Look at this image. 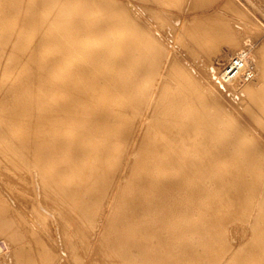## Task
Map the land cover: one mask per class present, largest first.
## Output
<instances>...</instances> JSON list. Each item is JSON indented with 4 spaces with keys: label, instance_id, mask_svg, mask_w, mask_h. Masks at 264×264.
Segmentation results:
<instances>
[{
    "label": "bare ground",
    "instance_id": "6f19581e",
    "mask_svg": "<svg viewBox=\"0 0 264 264\" xmlns=\"http://www.w3.org/2000/svg\"><path fill=\"white\" fill-rule=\"evenodd\" d=\"M34 16L37 21L27 25ZM7 21L13 26L7 58L18 47V32H28L23 46L29 52L22 62L43 75L46 56L64 57L62 44L79 40L77 52L66 53V60L75 65L87 52L90 64L109 72L110 84L118 87L116 99H128L132 107L120 116L108 112L112 137L93 147L109 148L112 156L90 171L91 184L65 155L78 154L81 130L88 128L74 125L61 136L56 120L36 102L43 90L28 82L21 104L0 112V264H264V39L255 50L253 70L246 46L253 25L246 10L233 0H0V36L9 34ZM40 33L56 35L57 44L42 48ZM102 41L106 46L100 50L109 49L114 61L99 52ZM4 46L0 42V51ZM36 47L42 48L39 55L30 51ZM228 56L223 64L215 62ZM201 58L206 64L197 67V76L189 66ZM0 77L2 97L4 81L12 77L7 79L5 67ZM61 95L58 89L51 96ZM244 112L259 115L256 135L235 124L234 116ZM185 122L197 139L214 131L220 142L213 139L192 158L182 155L196 138L176 143L184 149L177 156L188 181L185 186L180 178L165 190L159 182L173 154L160 150V128L171 132ZM133 128H145L134 149L142 160L131 161L123 180L113 184L116 173L110 167L121 165L134 145L133 137H124ZM213 184L217 188L211 190ZM183 186L185 191L177 193ZM216 196L235 209L229 216L216 215L218 234L207 226L198 231L202 207ZM252 198L259 203L253 224L248 232L238 230L240 242L234 243L230 223L241 221ZM193 203L202 205L195 213ZM51 225L57 226L55 233ZM188 226L189 237L171 232ZM199 233L204 241L196 249L186 239Z\"/></svg>",
    "mask_w": 264,
    "mask_h": 264
},
{
    "label": "rangeland",
    "instance_id": "374dc122",
    "mask_svg": "<svg viewBox=\"0 0 264 264\" xmlns=\"http://www.w3.org/2000/svg\"><path fill=\"white\" fill-rule=\"evenodd\" d=\"M220 1V0H219ZM221 1H227V0H221ZM234 4L237 5L238 8L246 10L249 13L250 16V23L252 24L251 29H249L250 34H248V39L246 42V46L250 53V60L252 62L253 70L256 69L255 67V50L260 45L261 41L264 39V0H233ZM224 12V10H223ZM230 14V13H229ZM12 17V16H11ZM37 21V18L34 16L30 18V20L27 21V25H33ZM87 23V21H86ZM2 22H0L1 26ZM7 25L10 26L8 32L9 34H4L0 36V42H3L4 50L0 51V67L6 68L7 71V79L12 77L10 80L4 81V86H2L3 95L0 97V112H9L12 107L15 108L19 106L22 102V96L24 95L25 86L28 84V82L33 83V85L36 88H39L45 92V95H38L35 99L37 100V104L40 108V111L43 112V110L47 111V114L49 117L56 120V125L54 128H58L59 134L61 136H64L67 134L68 128H72L74 125H77V128H88L86 131L81 130V135H83V140L78 145V154L75 155V151H69L66 152V156H71L72 161H70V164L73 165H80L78 168L83 170V173L85 172L86 177V184H91V173L93 168H96L99 163H109L111 159V152L109 148L107 150H95L93 146L96 144V142H102L107 143V140L112 137V125L109 121V114L108 112L111 111V109L115 110L114 112L120 116L123 112V110H131L132 102L130 100H121L116 99L117 95L119 94L118 87L110 84V74L106 71H102L99 69L97 65L90 64V55L84 53L82 55V58L80 60L75 61V65L72 64V62L66 60L67 57L65 56L66 53L73 54L77 52V48L80 45V41H74L69 42L67 39L65 43L62 44V47H64V51L66 52L64 54V57H58L56 54H52L50 56H46L44 58L45 62V70H44V76L43 75H36L34 71L31 69V67L24 66L22 60H24L26 54L29 52L24 49L23 44L27 41L29 37L28 32L19 31L17 34L18 37V47L15 49V53L12 57L7 58L5 52H7L9 49V42L11 39V31H13V26L11 21H7ZM1 30V29H0ZM7 32V31H6ZM41 35V33H40ZM41 41H42V48L49 46L52 44V46H55L57 44V36L56 35H41ZM85 37V36H82ZM94 38H100L99 33L93 35ZM106 42H100L99 43V52H105L106 55L114 61V59L117 56H112V53L109 49L100 50V48H103L106 46ZM41 48V49H42ZM41 49L36 47L34 50H30L33 54L39 55ZM98 52V53H99ZM185 58L188 56L186 53H182ZM232 55V54H231ZM200 56V55H199ZM253 57V58H252ZM226 57L224 60H218L216 58L215 62H218L219 64H223L227 59ZM185 64L187 62H184ZM191 64V63H190ZM195 64V63H194ZM205 60L204 58H201L200 61L196 65L189 66L191 70L197 75L200 76V74L197 72V67H205ZM257 73V71H256ZM255 73V74H256ZM9 76V77H8ZM255 77V76H254ZM162 76L160 78V81L162 80ZM1 80V77H0ZM12 83V84H10ZM110 84V85H109ZM112 85V86H111ZM130 86V85H128ZM60 89L62 91V95L58 99H54L53 96H51L53 93H55L56 90ZM131 89H129L130 91ZM229 94V95H228ZM226 94V98L232 101V96H230V93ZM47 99V101H45ZM104 105V106H103ZM118 107V108H117ZM116 108V109H114ZM90 111V112H89ZM124 113V112H123ZM148 112L144 116V119H148ZM237 116H234V121L239 130L241 128H247L251 131L252 134L256 135L257 132L254 130V127L256 126L257 122H259L260 118L258 114H252L247 115L245 112L241 114H236ZM83 119H86L87 123L85 122L84 125H79V122ZM22 122V120L19 118L15 122V125H18ZM78 123V124H77ZM145 128H133L132 130H127L125 132V138L126 141L131 140L133 137L134 145L128 150V153L126 154L125 160L122 162L121 165L112 166L110 167L112 171H115L116 175L113 179V184L118 182V184L123 180V175L125 172V169L127 165L132 162H138L142 160V155L140 153H137L134 149L140 143V136L143 132L144 134ZM136 131L137 135H134L133 133ZM163 128H160L159 134V141L157 142L158 146L160 147V150L167 149L170 151V154H173L171 158L166 160V170L167 175L165 178L161 179L159 182L161 186L165 190H171L176 187L178 183L181 181H178L180 178L185 180V186L188 181V176L185 173V171L180 170L179 160L182 159L181 156H177V152H184V149L182 148H175L176 143L179 144V141L181 142L183 138H188L189 141L194 140L197 136L196 131L194 132V129L190 126L189 122H185L181 128H172L171 132L164 131ZM212 131V130H211ZM210 131V132H211ZM159 133V132H158ZM133 134V135H132ZM142 134V135H143ZM216 133L213 131L209 135H205L202 138H196L195 142L190 145L189 150H191V153H184L182 156L185 158L193 156L194 152L201 148V146H208L211 147L212 140L216 139ZM90 137V138H89ZM260 137V136H259ZM262 139V138H261ZM132 140V143H133ZM176 140V141H175ZM175 141V142H173ZM170 142H172L170 144ZM218 146L215 144L213 145V149ZM63 148V146L61 147ZM92 155L97 156V159H92ZM191 155V156H190ZM226 156H229L227 154ZM225 156V157H226ZM148 165L152 168V159H150L148 162ZM97 165V166H96ZM68 166V165H67ZM96 166V167H95ZM71 169V168H68ZM116 169L117 172H116ZM153 169V168H152ZM74 170V169H73ZM94 170V169H93ZM108 170V169H107ZM72 172V171H71ZM153 175H150V178ZM180 179V180H181ZM37 180V178H36ZM104 179L101 181L103 182ZM100 182V183H101ZM99 181L94 182L95 186H100ZM261 186V192L264 191V183L260 184ZM113 187V186H112ZM217 185L213 184L211 186V190L216 189ZM185 191V187H181L176 192L180 193V191ZM190 191L193 190V188L189 189ZM9 192V191H7ZM213 200L211 201L210 205H204L202 207L203 210V217L198 220V231L202 230V227L207 226V228L211 231V233L218 234V227L215 224L216 215L217 214H223L226 216H229L233 210L235 209V206L229 205L228 203L224 202V198L219 197H213ZM254 199V201H253ZM197 204V202H196ZM193 203L192 206V213H195L197 210H199V207L202 206L201 204L199 207ZM259 203L256 201V198H252L247 206V210H245V214H241L239 219L241 221L236 223H230V225L233 227L234 230V237L232 238V242L239 243L240 242V235L236 233L238 230H246L245 232H248V226H251L253 224V216L256 214V210L258 208ZM42 210H45L43 206H40ZM110 207H107L108 209ZM243 219V220H242ZM207 220L205 223L203 221ZM245 220V222H244ZM208 222V224H206ZM206 224V225H205ZM229 224V223H228ZM204 225V226H203ZM53 229V233L56 232V225H51ZM230 226V227H231ZM55 227V229H54ZM192 228L190 226L188 227H173L171 228V232L173 233H184L186 237L191 236ZM201 234H196L193 236V240L189 241L186 239L188 243H191L195 246L196 249H199L200 245L204 241ZM171 239V237L169 238ZM168 239V240H169ZM169 245V248L172 250V253H176V245L174 246L173 241L167 242ZM168 248V249H169ZM169 249V250H170ZM175 255V254H173Z\"/></svg>",
    "mask_w": 264,
    "mask_h": 264
}]
</instances>
